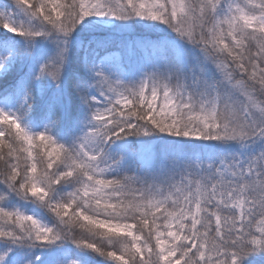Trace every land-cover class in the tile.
Returning <instances> with one entry per match:
<instances>
[{
    "label": "snow or ice",
    "instance_id": "obj_1",
    "mask_svg": "<svg viewBox=\"0 0 264 264\" xmlns=\"http://www.w3.org/2000/svg\"><path fill=\"white\" fill-rule=\"evenodd\" d=\"M0 264H264V0H0Z\"/></svg>",
    "mask_w": 264,
    "mask_h": 264
}]
</instances>
